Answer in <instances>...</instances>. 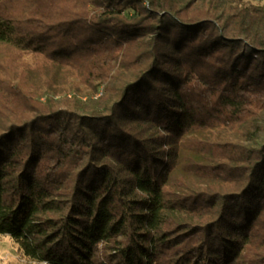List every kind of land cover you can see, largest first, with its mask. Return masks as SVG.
I'll return each instance as SVG.
<instances>
[{
	"label": "trees",
	"instance_id": "1",
	"mask_svg": "<svg viewBox=\"0 0 264 264\" xmlns=\"http://www.w3.org/2000/svg\"><path fill=\"white\" fill-rule=\"evenodd\" d=\"M9 1L0 234L38 264H264V5Z\"/></svg>",
	"mask_w": 264,
	"mask_h": 264
},
{
	"label": "rangeland",
	"instance_id": "2",
	"mask_svg": "<svg viewBox=\"0 0 264 264\" xmlns=\"http://www.w3.org/2000/svg\"><path fill=\"white\" fill-rule=\"evenodd\" d=\"M248 4L264 5V0H245ZM12 6L20 3V0H10ZM97 94L94 96L96 97ZM83 98V96L81 97ZM0 264H38L27 258L19 249L16 242L8 235L0 234Z\"/></svg>",
	"mask_w": 264,
	"mask_h": 264
}]
</instances>
